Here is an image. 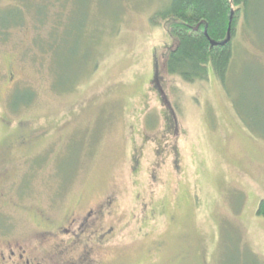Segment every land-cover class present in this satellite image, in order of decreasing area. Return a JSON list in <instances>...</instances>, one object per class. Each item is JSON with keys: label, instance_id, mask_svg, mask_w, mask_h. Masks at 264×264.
Returning a JSON list of instances; mask_svg holds the SVG:
<instances>
[{"label": "rangeland", "instance_id": "374dc122", "mask_svg": "<svg viewBox=\"0 0 264 264\" xmlns=\"http://www.w3.org/2000/svg\"><path fill=\"white\" fill-rule=\"evenodd\" d=\"M169 3L0 0V229L35 254L40 209L50 226L95 210L92 237L44 253L264 264V0L252 29L237 22L224 83L167 73Z\"/></svg>", "mask_w": 264, "mask_h": 264}, {"label": "trees", "instance_id": "16d2710c", "mask_svg": "<svg viewBox=\"0 0 264 264\" xmlns=\"http://www.w3.org/2000/svg\"><path fill=\"white\" fill-rule=\"evenodd\" d=\"M253 4L254 0H170L160 13L169 36L175 40L165 58L167 73L191 82L206 79L211 70L224 83L233 59L237 22L242 19L250 30ZM10 25H1L0 31ZM228 28L230 39L222 44ZM257 214L264 215V199Z\"/></svg>", "mask_w": 264, "mask_h": 264}, {"label": "flooded vegetation", "instance_id": "af4514ba", "mask_svg": "<svg viewBox=\"0 0 264 264\" xmlns=\"http://www.w3.org/2000/svg\"><path fill=\"white\" fill-rule=\"evenodd\" d=\"M96 214L95 210L86 211L82 216L73 214L64 223L59 221L58 225L50 226L49 224L54 221L50 213L40 209L36 215L43 224L34 231L33 236L29 237L39 242L37 245L41 251L39 254L33 252L36 249L33 240L26 237L18 239L0 229V264H71L69 261L62 263L57 255L64 254L70 246H72L69 249L71 251L83 236L92 237L95 234L96 230L92 229V225L96 220ZM62 236L68 237L66 240L70 242L63 244L66 249L64 253L52 251L44 253L41 248L44 242L49 239L60 242L59 237Z\"/></svg>", "mask_w": 264, "mask_h": 264}, {"label": "water", "instance_id": "95a60500", "mask_svg": "<svg viewBox=\"0 0 264 264\" xmlns=\"http://www.w3.org/2000/svg\"><path fill=\"white\" fill-rule=\"evenodd\" d=\"M230 39V33H229V28H228V32H227V38L225 41H222L221 43L224 44L226 41H228Z\"/></svg>", "mask_w": 264, "mask_h": 264}]
</instances>
